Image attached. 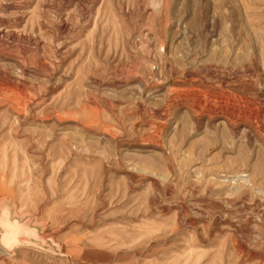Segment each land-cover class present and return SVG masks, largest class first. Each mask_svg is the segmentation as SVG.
<instances>
[{"label":"rangeland","instance_id":"1","mask_svg":"<svg viewBox=\"0 0 264 264\" xmlns=\"http://www.w3.org/2000/svg\"><path fill=\"white\" fill-rule=\"evenodd\" d=\"M0 264H264V0H0Z\"/></svg>","mask_w":264,"mask_h":264}]
</instances>
